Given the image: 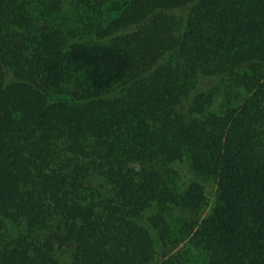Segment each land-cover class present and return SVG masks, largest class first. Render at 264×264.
<instances>
[{"label": "trees", "instance_id": "trees-1", "mask_svg": "<svg viewBox=\"0 0 264 264\" xmlns=\"http://www.w3.org/2000/svg\"><path fill=\"white\" fill-rule=\"evenodd\" d=\"M0 264H264V0H0Z\"/></svg>", "mask_w": 264, "mask_h": 264}, {"label": "rangeland", "instance_id": "rangeland-1", "mask_svg": "<svg viewBox=\"0 0 264 264\" xmlns=\"http://www.w3.org/2000/svg\"><path fill=\"white\" fill-rule=\"evenodd\" d=\"M221 90L222 91L220 92V94L217 97L219 99V101L216 102L217 103L216 106H219V104L222 103L221 102L222 99H220V98L223 96L222 94H224V87L221 88ZM236 92L238 94L243 93L242 90H237ZM236 92H235V94H236ZM188 172H189L188 168L183 166L182 167L183 177L187 178V179L188 178L191 179L192 177L189 176ZM201 182H202V184H204L206 186V188L208 189V192L211 191L213 189V187H214L213 182L210 179L209 180H204V181H201ZM209 209H210V206H207L206 208H204V210L200 214V217L201 218L205 217L206 214L209 212ZM177 212L178 211L173 212L174 213V217H175L174 219H176V220L178 219L177 216H179V214ZM185 242L186 241H182L181 239H177V241L174 240L173 243H172L171 249H170V255L169 256L172 258L175 255H178V253L181 250H184L185 247L187 246V244Z\"/></svg>", "mask_w": 264, "mask_h": 264}]
</instances>
